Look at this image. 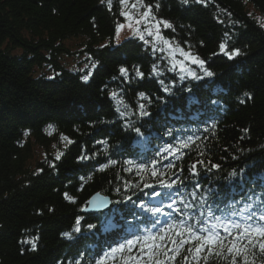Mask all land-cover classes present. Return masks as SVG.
Here are the masks:
<instances>
[{"label":"trees","instance_id":"16d2710c","mask_svg":"<svg viewBox=\"0 0 264 264\" xmlns=\"http://www.w3.org/2000/svg\"><path fill=\"white\" fill-rule=\"evenodd\" d=\"M144 3L153 5L158 19L172 24L163 30L170 42L203 60L212 77L177 80L171 94L161 91L158 80L167 82L173 76L168 64L136 38L116 39V27L124 22L119 0H112L111 10L108 0H0V264H70L77 256L82 264H89L97 251L122 240L129 224L141 231L151 229L145 220L152 217L135 204L151 207L159 199L151 196L153 190L167 191L159 186V173L165 174V181H177L172 189L176 192L179 187L176 208L184 207L181 199L191 200L196 180L228 194L227 177L233 170L236 195L231 199L241 200L253 191L257 196L264 193V0L200 4L190 0L187 6L180 0ZM70 40L77 42L74 53L85 56L83 70H72L64 62L72 55L66 44ZM221 42L243 54L228 59L220 52ZM154 62L164 72L162 77L151 75ZM137 65L143 79L135 77ZM121 66L130 70L128 82L120 76ZM90 71L84 82L81 77ZM111 91L123 97L131 117H118L109 99ZM140 92L150 98V105L138 99ZM189 95L201 103L189 108ZM139 103L148 105L150 116L137 117ZM101 119L106 122L98 123ZM128 119L136 121L147 139L141 144L129 142V151H124L126 137L136 138L123 127ZM169 129L177 131L169 136ZM180 129L184 135L191 130L201 138L187 147L177 146L174 156L156 164L154 177L150 161L159 159L157 151L173 143ZM82 155L88 159H80ZM141 161L148 165L142 171L136 167ZM169 161L174 167H165ZM193 164L197 177L189 171ZM212 164L220 168H211ZM126 181L131 182L127 190ZM145 183L153 187L145 188ZM94 194L108 197L111 207L82 212ZM125 197L131 200L124 203ZM114 209L118 211L113 213ZM105 214L117 224L107 232L100 224ZM77 218H81L80 233L74 231ZM179 220L177 216L172 222ZM92 223L96 228L87 231L84 225ZM169 237L175 238V232L168 231L165 242ZM156 243H161L159 237ZM188 247L185 244L167 256L161 248L157 255L162 264H185ZM132 254H137L135 248ZM129 255L127 250L117 252L115 260L105 264H129ZM188 264L196 261L189 256ZM199 264L205 261L200 259ZM207 264H231V257L212 255ZM255 264H264V256L257 253Z\"/></svg>","mask_w":264,"mask_h":264},{"label":"snow or ice","instance_id":"6c2138e0","mask_svg":"<svg viewBox=\"0 0 264 264\" xmlns=\"http://www.w3.org/2000/svg\"><path fill=\"white\" fill-rule=\"evenodd\" d=\"M103 3L104 0H101ZM197 4L203 2V0H195ZM128 3V0H119L121 5L120 15L125 18L128 22V27L131 29L138 37V39L143 43L144 47L147 49L151 47L152 54L155 56L157 52H164L168 50L167 59L169 63L167 65V71L173 73V76L167 82L164 79H159L158 83L161 85V91L165 94H171L172 89L178 81H184L185 79H203L204 77H212L214 73L205 68V62L198 57L192 56L190 53L184 52L181 48L179 53L181 56L190 59L191 64L196 65V68L188 66L186 60L176 61L175 53L177 49L171 48L170 40L163 34V30L172 28V24L163 19H158L153 13V5L145 4L144 0H135L132 3V9H135L138 15L133 16L130 11H125L124 6ZM180 3L187 6L190 0H180ZM109 9L111 10L112 0H108ZM158 9L159 4H155ZM143 8L140 12L139 9ZM135 25V26H134ZM143 25L141 29L138 27ZM161 25L163 28H161ZM264 27V24L261 25ZM124 28V24H118L116 27V34L119 37L121 30ZM227 35V33H226ZM151 38V39H149ZM164 45V48L160 47V43ZM220 52L228 57V59H234L237 56L242 55V51L239 48H232L229 50L227 42H221L219 44ZM166 57L161 56L159 59L164 60ZM87 67V65H86ZM93 68L96 67L95 64L92 65ZM159 65L155 62L153 63L151 75L155 77H162L164 72L158 70ZM203 73V76L199 73ZM120 76L123 77L124 82H128L130 77V70L126 67L121 66L119 68ZM135 77L143 79L144 73L140 70V67L134 66ZM92 75V72H88L87 75L81 77L84 82H87ZM49 79H54V77H49ZM113 79H116L113 77ZM191 93V89H186ZM247 95V94H246ZM119 97V98H118ZM109 99L114 101V106L116 112L120 119L126 117H131L133 112L129 108V105L124 102L123 97L117 91L109 92ZM139 100H147L148 105L151 104V100L143 92L138 93ZM162 102L163 98L158 97ZM187 103L189 108L192 105H199L201 101L194 95H189L187 98ZM217 101H212V104H216ZM148 105L144 103H139L136 108V115L138 118L150 116L151 113L147 110ZM197 112L195 115H198ZM193 117V118H194ZM180 119L181 117H176ZM106 121L101 119L98 121L100 124H104ZM124 128L136 133V138L133 141L132 137H126V142L123 146L124 151H129V142H134L135 144H141L142 140H146L147 137L141 130V127L136 126V121L128 119L124 125ZM177 130L169 129L166 135L172 136ZM204 132L208 131L206 126L203 129ZM184 129H180L178 134L174 136L173 143L167 144L164 148L157 151V157L159 159H153L150 161V166L152 170V175L154 177L158 174V169H156V164L163 160H167L169 156H174L178 151L179 147H187L190 143H194L201 137L196 135L194 132L189 130L188 135H184ZM97 143H106V141H97ZM166 153V154H165ZM95 155V153L93 154ZM236 157H233L235 159ZM55 159H60V154H57ZM80 159H88L87 156H81ZM110 163H116L115 160H110ZM126 164H133L132 160H126ZM199 163H203L202 161ZM55 167V165H51ZM254 166V165H253ZM136 167L141 171L144 170L148 165L143 161L136 164ZM165 167H174V163L169 161ZM211 168L219 169L220 166L212 164ZM132 169H126V171H131ZM193 177H197L199 173L196 171V164H193L189 169ZM241 175H243L244 170H240ZM164 173H159L160 179L158 180L159 186L161 188L167 189L164 192H156L153 190L151 196L153 198L159 197L158 200L152 201L151 207H145L143 202L135 204V207L140 208L143 212H147L152 219L145 220L146 225L150 223L153 227L151 229L145 228L141 231L137 226L128 225L127 235L124 236L122 240L115 241L113 245H109L107 249H101L95 253L93 258L89 259V264H105L108 259L115 260V254L117 252L123 253L125 250L129 252L128 262L131 264L132 261H140L145 258L148 259L149 264H162L157 253L159 249H165L164 255L167 256L170 252H177L182 249L185 244L189 245L187 251L189 255L184 257L185 264H188L189 256L199 264L200 259L207 261L210 256L215 255L217 257H231V264H237V258H240V264H255L257 253L264 256V193L257 196L253 191L252 194L241 200L231 199V196L236 195V188L234 185V177L236 175V170H233L228 174L227 177V187L230 189L228 194L221 192L218 188H213L211 186H202L198 180L193 184V190L189 193L191 200L181 199L179 203L183 204V208H176L174 205L177 203L176 195L179 194V187H177L176 192H173V186L177 185V181H165L163 179ZM181 184L183 181L180 182ZM131 184L130 181L125 182V190ZM264 187V185H261ZM145 188H151L152 185L147 183L144 184ZM143 191V189H141ZM240 191L243 192V186H241ZM131 200V197H125L124 203ZM193 201H195L193 203ZM111 201L100 198L99 194L95 198L89 201V211H100L103 207L107 206ZM115 203H121V201H115ZM165 208L170 209L171 212L165 213ZM115 213L116 209L112 210ZM175 213L176 215H172ZM179 216L180 220L173 223L176 217ZM161 217H165L161 221ZM192 220L193 223H188ZM127 223V221L125 222ZM161 223L164 227H161ZM102 229L107 232L110 229L116 228L117 224L114 223L113 219L109 214H105L100 221ZM84 228L87 231H92L96 228V224H86ZM75 232H81V218L76 220ZM168 231L175 232V238L169 237L167 242L166 234ZM165 233V235H161ZM67 238H71L68 233L63 234ZM119 236L120 233H115ZM157 237L161 243H156ZM179 238V239H177ZM148 241H152L148 244ZM28 242V241H25ZM169 244L171 247H169ZM139 246V247H137ZM36 244L32 243V250H35ZM137 250V254H132L133 249ZM219 249L217 251L216 249ZM206 250V253H205ZM226 250V252H225ZM79 253V250H78ZM201 254H204L203 256ZM251 256V260L249 257ZM123 259V256H121ZM175 259V256L172 257ZM70 264H82L79 256L72 259ZM163 264H167L166 261Z\"/></svg>","mask_w":264,"mask_h":264},{"label":"rangeland","instance_id":"374dc122","mask_svg":"<svg viewBox=\"0 0 264 264\" xmlns=\"http://www.w3.org/2000/svg\"><path fill=\"white\" fill-rule=\"evenodd\" d=\"M134 2H135V0H128V3L124 6V10L125 11H130L133 16H136L138 18L136 10L132 9V7H131L132 3H134ZM139 11L142 12L143 9L140 8ZM255 16L260 21L259 16L257 14ZM123 24H124V28L121 30V32L119 34V37H117V34H116V39H120L121 40V38L125 39V38H128V37L138 39V37L136 35H134L133 31L131 29H129L128 22L125 20V18H124ZM138 27H140L142 29L143 25H139ZM161 28H163L162 25H161ZM149 39H151V38H149ZM170 43H171V48L177 49V51L175 53V60L176 61L186 60L187 63H188V66L195 69L196 65L191 64L190 59H187L186 57H183V56L180 55L179 49H181V48H179L178 46H176L172 42H170ZM66 44L71 48L72 55H70V57H64V62L72 70H74V69L83 70L85 68V65H86V63L84 62L85 61V56L81 55V54H78V53H74L76 51L75 49L77 48L76 45H75V44H77V42L70 40V41H67ZM160 47L164 48V45L162 44V42L160 43ZM184 52H186V51H184ZM186 53H188V52H186ZM156 54L159 57H161V56L166 57L164 59V61L167 64L169 63V60L167 59V55H168V50L167 49L164 52H157Z\"/></svg>","mask_w":264,"mask_h":264},{"label":"water","instance_id":"95a60500","mask_svg":"<svg viewBox=\"0 0 264 264\" xmlns=\"http://www.w3.org/2000/svg\"><path fill=\"white\" fill-rule=\"evenodd\" d=\"M96 196H97V194H94V195H92V196L90 197V199L88 200V205H87V207L84 208L82 212H84V213H94V212H98V211H89V210H88V208H89V201L92 200L93 198H95ZM99 196H100V198H102V199H106V200L110 201L108 197L102 196V195H100V194H99ZM110 205H111V203H109L107 206L103 207L100 211H104V210L110 208Z\"/></svg>","mask_w":264,"mask_h":264}]
</instances>
